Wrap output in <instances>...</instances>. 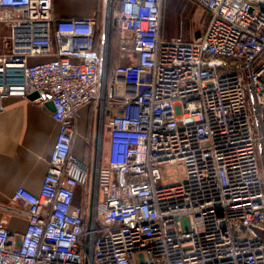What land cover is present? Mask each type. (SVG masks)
Returning <instances> with one entry per match:
<instances>
[{
	"label": "built area",
	"instance_id": "built-area-1",
	"mask_svg": "<svg viewBox=\"0 0 264 264\" xmlns=\"http://www.w3.org/2000/svg\"><path fill=\"white\" fill-rule=\"evenodd\" d=\"M191 1L209 20L186 40L164 36L165 0H117L122 113L94 186L73 150L101 92L97 17L0 0V101L38 92L60 124L41 192L0 205L28 220L21 235L0 224V264H264V0Z\"/></svg>",
	"mask_w": 264,
	"mask_h": 264
},
{
	"label": "crops",
	"instance_id": "crops-1",
	"mask_svg": "<svg viewBox=\"0 0 264 264\" xmlns=\"http://www.w3.org/2000/svg\"><path fill=\"white\" fill-rule=\"evenodd\" d=\"M106 0H54V10L58 18L97 17L101 36L98 47L103 49ZM108 15L106 64L101 72L102 85L98 100L83 107L78 113L77 134L73 153L79 159L95 163L97 155L108 151L110 132L108 122L122 113L115 95L111 97L113 70L125 64L120 53L110 55L111 42L117 46L120 33L113 23V12ZM116 29L112 39V30ZM38 59L34 61H43ZM114 69L109 70V66ZM49 101L44 105L30 98L7 97L0 101V205L11 203L19 188L39 194L50 168V158L54 150L60 124L53 117ZM108 113V115H107ZM10 232L23 234L28 220L0 208V224Z\"/></svg>",
	"mask_w": 264,
	"mask_h": 264
},
{
	"label": "rangeland",
	"instance_id": "rangeland-1",
	"mask_svg": "<svg viewBox=\"0 0 264 264\" xmlns=\"http://www.w3.org/2000/svg\"><path fill=\"white\" fill-rule=\"evenodd\" d=\"M185 3L181 5V8L175 7L172 9V4L165 0L164 4V36L165 37H176L182 36L186 40H193L195 37L200 35L205 29L209 16L207 12L199 8L196 4L189 0H183ZM109 8L112 9L113 3L109 0ZM6 30L0 25V36H3ZM108 151L102 152V160L105 164L107 161ZM94 163H91V165ZM172 177H177L179 180L183 179V174L179 172L177 168L172 169L169 172ZM168 176V175H167ZM182 177V178H181ZM169 178V177H167ZM80 190L78 191V201L82 205V198L79 199ZM254 233L264 241V229H254Z\"/></svg>",
	"mask_w": 264,
	"mask_h": 264
},
{
	"label": "water",
	"instance_id": "water-1",
	"mask_svg": "<svg viewBox=\"0 0 264 264\" xmlns=\"http://www.w3.org/2000/svg\"><path fill=\"white\" fill-rule=\"evenodd\" d=\"M112 1V0H111ZM109 0H106V9H105V14H106V19H105V26H104V31H103V49H102V65H101V72L102 70L104 69V66L106 64V48H105V45H106V42H107V39L109 37V32H108V15L110 14L109 13ZM112 10V9H111ZM115 25H116V21L114 20L113 22ZM102 77V76H101ZM114 95V86L112 85L111 86V97L112 98ZM41 96L40 93L38 92H35L33 94H31L28 98L32 99V100H36L37 98H39ZM48 98H51V96L49 94L46 95ZM49 106L53 109L54 111V106L52 104V102L49 103ZM108 115V113H107ZM96 158H95V163H96ZM94 163V168H93V179H92V184L95 186V180H96V171H97V166L96 164ZM93 211L92 207H91V212ZM92 213H91V216H90V220H89V226H91V223H92Z\"/></svg>",
	"mask_w": 264,
	"mask_h": 264
},
{
	"label": "trees",
	"instance_id": "trees-1",
	"mask_svg": "<svg viewBox=\"0 0 264 264\" xmlns=\"http://www.w3.org/2000/svg\"><path fill=\"white\" fill-rule=\"evenodd\" d=\"M189 1H191V0H189ZM167 2H170V6L172 4V9L175 8V7H179L178 9H180L181 8V5L185 3L183 0H167ZM112 7H113L112 8V12L114 14L116 12V10H117V7H118L117 0H113V6ZM116 31H117L116 29L112 30V39L115 37V32ZM100 36H101V34L98 31L97 32V36H96L97 37V40H99V37ZM118 36H119V40H118V44H117L116 48H115V46L113 47V45L115 44V41H112L111 42L110 55L111 54L114 55V54H117V53H120L121 54V50H120L121 35H118ZM112 69H114V68L110 65L109 66V70H112ZM79 190H80V192H79V194H80L79 199L81 200V198H82L81 202H82V204H84V203H86V201H85L86 195H85L84 191L81 188ZM78 191H77V197H78ZM77 197H76L75 202H76V204L80 205L81 203L77 200L78 199Z\"/></svg>",
	"mask_w": 264,
	"mask_h": 264
}]
</instances>
